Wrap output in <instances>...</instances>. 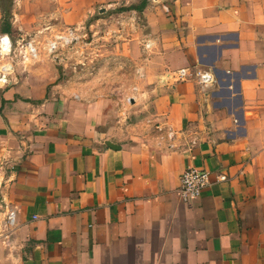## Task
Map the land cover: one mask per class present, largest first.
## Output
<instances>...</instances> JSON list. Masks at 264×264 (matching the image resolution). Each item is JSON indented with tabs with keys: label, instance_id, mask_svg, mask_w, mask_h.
Instances as JSON below:
<instances>
[{
	"label": "crops",
	"instance_id": "crops-1",
	"mask_svg": "<svg viewBox=\"0 0 264 264\" xmlns=\"http://www.w3.org/2000/svg\"><path fill=\"white\" fill-rule=\"evenodd\" d=\"M58 2L125 25L109 69L155 76L129 106L77 79L49 93L38 61L0 87V264H264V0ZM185 67L217 82L160 80ZM190 167L228 179L187 203Z\"/></svg>",
	"mask_w": 264,
	"mask_h": 264
},
{
	"label": "rangeland",
	"instance_id": "rangeland-1",
	"mask_svg": "<svg viewBox=\"0 0 264 264\" xmlns=\"http://www.w3.org/2000/svg\"><path fill=\"white\" fill-rule=\"evenodd\" d=\"M0 3L8 10V21L12 25H15L14 27H17L10 32L13 39L18 36L19 32H22L28 35V37L33 36L44 41V38L50 35L49 31L39 33L43 26L46 25L44 18H48V22L53 24L55 30L81 24L89 26L88 35L86 36V38L88 37L89 44L80 43L78 53H76L77 49L64 50L65 58L61 64L53 60L44 51L41 52V58L36 64H29L33 65L34 68L37 67L35 70H38V65L41 66L38 70L39 74L33 75H41L42 81L45 79L48 82H53L52 84H48L49 93L53 90L52 85L54 83L66 84L64 88H70V81L73 82V80L77 79L82 84L89 83L92 91H100L105 95H107L108 87L114 88V90L117 89L116 92L122 98L121 101L129 106L132 102L128 100V97L131 96L133 98L138 93V81H149L148 77L155 76L152 73V69L146 66V61L141 64L133 61L137 60V58L130 59L131 62L128 67L122 70L118 69V67L117 69H109L111 65L107 63V50L108 48L112 50L113 48H117L122 38L117 36V34L108 35V32L114 29L118 31V34H121L119 30L123 27L125 29V25L120 26L118 24V26L108 29L107 21L104 20V18L107 19V13L104 14V12L96 11L93 16L83 20L80 19L81 21L74 23L78 19L70 13L64 11V14L57 15L59 18L54 14V11H58L57 8L60 7L58 0H0ZM62 10L63 8L60 9V13ZM14 13H17L18 16H15ZM20 14L22 15L21 18H19ZM3 22H0V34L5 33L3 32V28L5 27ZM18 24L19 26L21 24L20 27L22 29H18ZM55 30H52V33ZM141 52L143 53V58L147 60L146 58L149 57L148 53L150 50L145 49L143 45ZM80 61L84 65L75 67ZM121 80L124 82L123 87L120 84Z\"/></svg>",
	"mask_w": 264,
	"mask_h": 264
},
{
	"label": "built area",
	"instance_id": "built-area-1",
	"mask_svg": "<svg viewBox=\"0 0 264 264\" xmlns=\"http://www.w3.org/2000/svg\"><path fill=\"white\" fill-rule=\"evenodd\" d=\"M153 4H162L166 12H170V7L166 3L167 0H151ZM126 17L122 16V21ZM124 22V21H123ZM39 33L49 31L50 35L44 38V41L37 39V37L29 36L18 33L16 38L8 33L0 34V87H7L13 84V78L16 75V69L19 65L31 64L41 58V52H45L52 57L53 60L61 64L65 58L64 50L77 49L79 52V44H89L88 30L89 26L81 24L78 26H67L61 30H55L53 24L46 22ZM110 29V28H108ZM107 29V30H108ZM52 30H55L52 33ZM123 30L120 28L119 31ZM21 31V30H20ZM117 32V33H115ZM52 33V34H51ZM108 34H118L117 30H110ZM6 38V39H5ZM146 49L149 46L145 44ZM118 58H116L117 60ZM84 65L82 61L75 67ZM97 67V65H95ZM93 67V68H96ZM195 78L202 86H209L217 82V77L212 70H193L189 67L167 70L161 77V81L166 84L169 82H185ZM131 100V97H128ZM159 131H165L164 125L157 126ZM169 138H172L173 132L167 130ZM228 179L225 173H220L213 176V173L207 170H201L195 167L187 168L181 176L180 186L178 193L182 201L191 202L201 196L203 191L214 183L224 182ZM7 225L11 228L15 227V212L11 211L7 217Z\"/></svg>",
	"mask_w": 264,
	"mask_h": 264
},
{
	"label": "trees",
	"instance_id": "trees-1",
	"mask_svg": "<svg viewBox=\"0 0 264 264\" xmlns=\"http://www.w3.org/2000/svg\"><path fill=\"white\" fill-rule=\"evenodd\" d=\"M1 7L3 8V14H4V25L5 27L3 28V32H8L10 33L11 30V23L8 21L7 17H8V10L6 9V7L2 4Z\"/></svg>",
	"mask_w": 264,
	"mask_h": 264
},
{
	"label": "clouds",
	"instance_id": "clouds-1",
	"mask_svg": "<svg viewBox=\"0 0 264 264\" xmlns=\"http://www.w3.org/2000/svg\"><path fill=\"white\" fill-rule=\"evenodd\" d=\"M6 39V38H5Z\"/></svg>",
	"mask_w": 264,
	"mask_h": 264
}]
</instances>
